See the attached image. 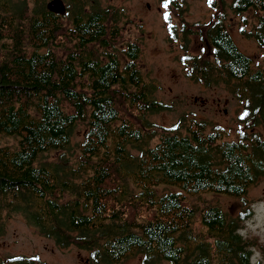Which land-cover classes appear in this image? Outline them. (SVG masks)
I'll return each mask as SVG.
<instances>
[{
  "label": "trees",
  "instance_id": "16d2710c",
  "mask_svg": "<svg viewBox=\"0 0 264 264\" xmlns=\"http://www.w3.org/2000/svg\"><path fill=\"white\" fill-rule=\"evenodd\" d=\"M47 2L0 0V234L17 212L62 249L88 252L91 263L141 256V264H264L252 262V243L239 233L253 213L245 197L264 179V138L246 142L241 133L229 141L222 127L210 132L196 119L152 144L150 122L133 121L131 110L146 117L169 106L145 82L139 46L129 44L121 58L98 57L92 48L108 47L107 13L92 0H69L72 9L60 15ZM233 9L256 11L254 38L264 50V0H234ZM209 43L226 77L243 89L246 121L264 124V67L254 68L222 16ZM186 62L202 77L212 68L195 57ZM208 193L244 204H187L188 196ZM138 209L153 218L143 220ZM198 215L205 232L195 228ZM0 264L41 263L12 256Z\"/></svg>",
  "mask_w": 264,
  "mask_h": 264
},
{
  "label": "rangeland",
  "instance_id": "374dc122",
  "mask_svg": "<svg viewBox=\"0 0 264 264\" xmlns=\"http://www.w3.org/2000/svg\"><path fill=\"white\" fill-rule=\"evenodd\" d=\"M63 1L66 8L69 6L72 9L69 0ZM233 4L234 0H92L94 8L107 13V25L110 27L106 38L108 47L95 45L92 48L95 55L104 57L114 53L121 58L128 45L136 43L141 50L138 64L145 82L153 83L156 100L169 106L164 112L146 117L137 114L133 108L131 110L133 121L139 116V119L150 122L147 126L155 133L152 144L159 141L163 132L174 129L184 131L196 119L203 121L210 132L222 127L229 141L240 140L241 133L246 142L257 135L264 138V124L255 125L251 120L246 121L244 113L248 106L241 99L243 89L226 77L222 67L226 63L215 60L209 43L215 19L222 16L226 19V30L237 47L251 56L254 68L264 67V50L254 38L258 15L256 11L239 15L234 12ZM194 57L207 60L212 66L206 71V77L192 71L187 64L186 60H193ZM121 113L124 117L130 114L123 108ZM78 128L81 135L83 129ZM76 141L83 139L77 137ZM131 151L134 155L139 154L136 150ZM78 155L76 152L73 158L77 160ZM186 201L190 207L199 206L201 209L212 204L230 210L244 204L243 200L213 193L188 196ZM245 201L244 207L249 206L253 213L242 222L239 233L252 243V262L256 263L264 260V179L250 187ZM130 205L133 207L134 203ZM137 211H140L143 220L153 218L151 210ZM130 213L134 215L135 210H130ZM198 219L200 215L196 218V230L205 232ZM6 221L0 234V260L24 256L35 258L41 264L99 263H91L90 254L75 245L62 249L23 214L12 213ZM141 263V256H133L122 264Z\"/></svg>",
  "mask_w": 264,
  "mask_h": 264
},
{
  "label": "water",
  "instance_id": "95a60500",
  "mask_svg": "<svg viewBox=\"0 0 264 264\" xmlns=\"http://www.w3.org/2000/svg\"><path fill=\"white\" fill-rule=\"evenodd\" d=\"M47 9L55 14H66V5L63 0H51L47 4Z\"/></svg>",
  "mask_w": 264,
  "mask_h": 264
},
{
  "label": "snow or ice",
  "instance_id": "6c2138e0",
  "mask_svg": "<svg viewBox=\"0 0 264 264\" xmlns=\"http://www.w3.org/2000/svg\"><path fill=\"white\" fill-rule=\"evenodd\" d=\"M165 7H167V4L164 5ZM167 18V17H166Z\"/></svg>",
  "mask_w": 264,
  "mask_h": 264
}]
</instances>
